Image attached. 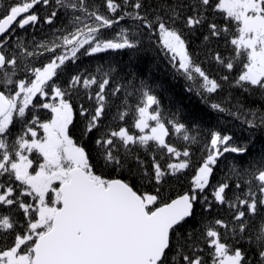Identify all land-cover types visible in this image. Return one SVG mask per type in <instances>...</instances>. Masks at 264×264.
I'll use <instances>...</instances> for the list:
<instances>
[{
	"label": "snow or ice",
	"instance_id": "obj_1",
	"mask_svg": "<svg viewBox=\"0 0 264 264\" xmlns=\"http://www.w3.org/2000/svg\"><path fill=\"white\" fill-rule=\"evenodd\" d=\"M0 264H264V0H0Z\"/></svg>",
	"mask_w": 264,
	"mask_h": 264
},
{
	"label": "trees",
	"instance_id": "obj_2",
	"mask_svg": "<svg viewBox=\"0 0 264 264\" xmlns=\"http://www.w3.org/2000/svg\"><path fill=\"white\" fill-rule=\"evenodd\" d=\"M155 75L158 78H161L162 77L163 79L168 80V77L163 74L162 70L161 71H157L155 73ZM168 83H169L170 90H173V91H175L178 94L179 93V90L181 88V85L179 84V82H171V81H168Z\"/></svg>",
	"mask_w": 264,
	"mask_h": 264
}]
</instances>
